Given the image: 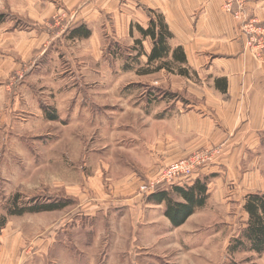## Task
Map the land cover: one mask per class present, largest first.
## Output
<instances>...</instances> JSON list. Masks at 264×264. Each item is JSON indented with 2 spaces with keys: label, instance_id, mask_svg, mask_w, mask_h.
I'll return each mask as SVG.
<instances>
[{
  "label": "rangeland",
  "instance_id": "rangeland-1",
  "mask_svg": "<svg viewBox=\"0 0 264 264\" xmlns=\"http://www.w3.org/2000/svg\"><path fill=\"white\" fill-rule=\"evenodd\" d=\"M134 8L145 16L137 0H0V264H264V251H228L246 224L244 194L264 190V133L240 169L220 162L210 173L214 190L193 228L168 225L142 201L141 184L160 170L145 163L154 112L216 93L191 68L139 72ZM80 22L90 35L71 38ZM55 197L70 203L8 214L15 199Z\"/></svg>",
  "mask_w": 264,
  "mask_h": 264
},
{
  "label": "crops",
  "instance_id": "crops-1",
  "mask_svg": "<svg viewBox=\"0 0 264 264\" xmlns=\"http://www.w3.org/2000/svg\"><path fill=\"white\" fill-rule=\"evenodd\" d=\"M137 1L147 8L158 10L164 16L173 34L169 45L172 48L179 45L183 47L186 65L196 74L209 76L213 95L216 93L217 98L211 99L212 101L175 102L172 110L154 112L157 128L147 141L149 148L146 152V169L155 173L198 148L215 146L220 147V156L207 164L204 171V174L209 173L206 175L207 179H212L210 173L218 172L220 162L228 169H240L241 160L256 147L260 150L262 143L264 57L259 59L254 55L238 21L222 9L223 0ZM63 2L68 5L76 0ZM116 4L117 2L110 5L115 12ZM107 5L105 2V6ZM134 9L142 18V21L135 22L146 26L143 24L147 23L146 14L144 16L137 11L138 8ZM244 13L248 18H255L264 27V0H249ZM114 18L116 20L115 13ZM130 23L129 20V27ZM145 41L150 43L148 39ZM221 78L226 82L225 91L215 87V79L223 84ZM263 149L261 152L264 155ZM210 185L208 182L209 197L206 204L210 202L211 192L214 190ZM145 203L160 207L162 217L171 225L164 214V203ZM202 208L195 210L177 228H193L198 219L195 214Z\"/></svg>",
  "mask_w": 264,
  "mask_h": 264
},
{
  "label": "trees",
  "instance_id": "trees-1",
  "mask_svg": "<svg viewBox=\"0 0 264 264\" xmlns=\"http://www.w3.org/2000/svg\"><path fill=\"white\" fill-rule=\"evenodd\" d=\"M147 23L142 26L138 23L131 24L129 33L132 34L134 28L139 33L134 43L140 46V50L134 57L136 59L143 54L146 58L145 66L141 67L140 73L149 74L159 70L175 72L180 76L188 77L190 69L186 65V56L182 46L171 47L169 39L173 34L165 21L164 16L156 9L146 8ZM69 36L71 38H84L90 35V29L85 23H78L70 27ZM150 41L149 51L143 47V41ZM115 56V52L111 53ZM223 84L219 79H215V87L221 91L226 90L224 78ZM55 119L56 115H49ZM208 177L199 174L188 184H158L152 190L144 192L145 202L164 203V214L169 219L173 227H177L195 212L202 208L209 197ZM61 198V197H59ZM16 200V199H15ZM13 201L14 207L8 214L21 215L26 212H41L61 209L70 203L68 197L58 199L55 197L47 201H34L33 203H23L18 205ZM242 209L247 215L246 224L237 237L232 238L228 245L229 252H236L242 247H248L251 251L262 253L264 251V190L251 191L244 195ZM5 223V217L0 220V229Z\"/></svg>",
  "mask_w": 264,
  "mask_h": 264
},
{
  "label": "built area",
  "instance_id": "built-area-1",
  "mask_svg": "<svg viewBox=\"0 0 264 264\" xmlns=\"http://www.w3.org/2000/svg\"><path fill=\"white\" fill-rule=\"evenodd\" d=\"M249 0H223L222 9L240 21V26L247 36V45L254 51V55L264 57V27L255 18H248L244 9ZM64 16V14H62ZM220 154V147H201L187 156L163 166L154 177L140 186L141 192L152 190L158 184H188L199 174L201 169L214 161Z\"/></svg>",
  "mask_w": 264,
  "mask_h": 264
}]
</instances>
